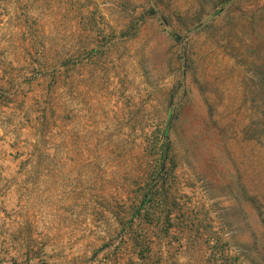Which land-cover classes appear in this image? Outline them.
Segmentation results:
<instances>
[{
    "label": "rangeland",
    "instance_id": "rangeland-1",
    "mask_svg": "<svg viewBox=\"0 0 264 264\" xmlns=\"http://www.w3.org/2000/svg\"><path fill=\"white\" fill-rule=\"evenodd\" d=\"M0 264H264V0H0Z\"/></svg>",
    "mask_w": 264,
    "mask_h": 264
},
{
    "label": "trees",
    "instance_id": "trees-1",
    "mask_svg": "<svg viewBox=\"0 0 264 264\" xmlns=\"http://www.w3.org/2000/svg\"><path fill=\"white\" fill-rule=\"evenodd\" d=\"M162 165H160V167H161Z\"/></svg>",
    "mask_w": 264,
    "mask_h": 264
}]
</instances>
